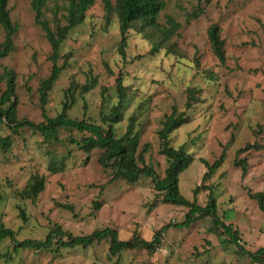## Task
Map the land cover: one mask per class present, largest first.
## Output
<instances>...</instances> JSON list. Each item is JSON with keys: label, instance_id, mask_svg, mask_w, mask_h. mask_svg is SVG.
I'll list each match as a JSON object with an SVG mask.
<instances>
[{"label": "rangeland", "instance_id": "1", "mask_svg": "<svg viewBox=\"0 0 264 264\" xmlns=\"http://www.w3.org/2000/svg\"><path fill=\"white\" fill-rule=\"evenodd\" d=\"M165 2L159 24L164 27L173 17L180 23L177 33L152 53L161 34L130 29L123 53L118 16L113 14L111 23L106 24L104 0H96L84 22L70 31L61 46L57 64L64 67L48 94L46 113L55 116L61 111L76 82L81 87L69 94L76 97L69 117L103 124L101 111L118 100L116 81L122 77L129 102L115 131L119 136L125 133L129 118L135 116V129L141 131L137 153L148 143L145 162L162 177L167 158L160 153L161 121L173 106L186 111L189 121L171 134V144L184 145L193 156L180 174V192L206 206L213 191L217 214L238 229L242 245L253 252L264 246V211L250 195L264 190V0ZM65 4V0H48L43 7V19L54 30L58 24H66ZM8 7L18 30L13 50L0 59V73L5 69L15 72L17 121L41 122L40 86L52 72L53 49L31 0H9ZM213 24L219 25L225 40L224 63L214 54L209 39L208 29ZM4 38L0 25V43ZM94 77L97 85L82 93L81 88ZM189 88L196 90L198 99L187 108ZM5 89L6 81H0V97ZM3 119L0 135H10L13 140L10 150L0 147V192L9 196L0 200V221L17 229L19 239H43L48 228L58 222L75 234L112 226L119 230L121 239H132L138 230L151 240L164 225L185 220L189 208L158 203L160 196L150 176L142 174L133 184L121 178L110 181L113 169L100 163L102 150L86 153L70 143L71 136L81 137L76 130L60 129V140L49 143L26 126L13 133ZM248 144L252 147L240 151ZM69 149L73 155L66 158L63 170L54 173L50 151L63 155ZM223 153L222 166L204 179L208 171L204 160L213 164ZM242 158L248 162L245 176L235 165V160ZM35 173L45 176L44 190L35 203L21 200L17 192ZM95 200L103 205L98 210L93 207ZM18 203L26 208V221ZM59 204H71L73 211ZM8 243H0V253L7 250ZM21 259L22 264H261L230 242L221 228L215 231L210 215L195 218L189 227L163 231L162 244L153 254L127 249L118 258L110 254L108 241H103L88 249L60 253L24 249L14 261L2 256L0 264H18Z\"/></svg>", "mask_w": 264, "mask_h": 264}, {"label": "trees", "instance_id": "2", "mask_svg": "<svg viewBox=\"0 0 264 264\" xmlns=\"http://www.w3.org/2000/svg\"><path fill=\"white\" fill-rule=\"evenodd\" d=\"M48 0H31V5L36 12V17L39 23L46 31L47 38L52 46V60L54 66L49 77L41 81L40 86V99L42 102L44 120L41 122H34L29 119L17 121L16 119V82L15 72L11 69H5L0 73V81H6V89L3 91L0 97V121L7 122L13 133H19L18 130L26 126L33 133H40L44 140L47 142H55L59 139L60 129L76 130L81 134L80 138L75 136L70 137V143L76 145L79 149L86 153L99 148L102 150L100 157V163L105 168H112L113 175L110 181L118 180L119 178L133 184L139 180L140 175L145 174L150 176L153 180L154 188L158 192V203H170L179 206H185L189 208L186 212L185 220L182 223H168L162 228L157 230L154 237L151 240H147L138 230H135L132 239H121L119 230L115 227L108 226L105 228H98L91 233L75 234L69 230H65L63 226L56 222L54 226L48 228L43 239L36 238H24L19 239L18 230L14 227L7 226L3 221H0V243L3 240H9L8 248L5 252L0 253V258L5 256L7 260L14 261V259L23 252L24 249H33L35 251L49 250L55 253H60L65 249H88L97 243L108 241L109 252L111 255H116L118 258L122 256V252L127 249H145L149 254H153L159 249L162 244V233L166 229L189 227L195 218L210 215L213 217V229L226 234L229 237V241L238 247L242 252L248 253L254 259L264 263V246L250 252L245 249L241 243L238 229L234 228L233 224L226 223L216 212V199L213 191L209 194V200L206 206H202L195 199L189 200L187 197L181 194L179 189L180 174L183 172L193 161V156L186 151L184 145L174 147L171 144V134L174 130L187 123L190 119L186 111H180L177 106H173L170 114H166L161 121V128L158 130V137L160 140V153L167 158V168L164 176L160 177L156 173L152 165L146 164L144 154L149 150L150 145L147 143L144 145L143 150L138 152L140 145L141 131L136 128V117L131 116L125 133L117 135L115 131V125L120 122L124 117V109L129 102L128 88L123 84L122 77H119L117 83V95L118 100L111 106H105L106 111H101V119L103 124H97L94 121L87 119H76L69 117V110L71 108L72 101L76 100V97L71 95L77 87H81L78 83L74 82L70 87L66 100L64 101L61 111L55 115L50 116L46 113L45 104L48 101V94L53 88L57 80L59 79L63 67L57 64V60L60 57V49L68 37L70 31L82 24L86 18V12L94 5L96 0H65L64 18L66 24H58L54 30L43 19V7ZM9 0H0V25L5 32V38L0 43V59L8 56L14 48V35L18 30V25L12 21L10 9L8 7ZM105 5V20L106 24L111 23V17L116 14L119 19V27L121 34L120 50L124 53L127 43V33L130 29H137L139 31L151 30L152 32L158 31L161 34L160 40L154 42V46L151 52L154 53L160 50L164 43L169 38L176 34L180 23L173 17L168 18V24L161 27L159 24V16L161 11L166 7L165 0H104ZM209 39L214 51L221 63L226 60L225 52V40L221 37V28L218 24H213L208 29ZM74 81V80H73ZM98 80L94 77L89 79V83L85 84L81 88L82 93H87L97 85ZM187 101L185 106L191 107L198 99L196 96V90L189 88L187 90ZM13 138L10 135H0V147L3 150H10L12 147ZM252 147L248 144L246 148ZM50 169L57 173L64 169V161L73 155L72 150H68L66 154H54V151H50ZM62 156V157H60ZM62 162V165H58ZM208 171L204 175V179L209 178L214 174L224 163V153L213 164H209L204 160ZM235 165L243 169V176L246 175L248 170V162L245 158L235 160ZM66 167V165H65ZM109 181V182H110ZM45 188V176H40L35 173L29 179L27 185L23 190L18 191L17 195L21 200H31L35 203L39 194ZM203 188H208L204 186ZM199 186L195 188V195L199 192ZM250 195L257 199L260 208L264 211V190L258 192H250ZM8 194L0 192V200L6 201ZM65 209L73 211V205L71 204H59ZM100 200L94 201V209L98 210L102 207ZM18 208L23 220H27L26 208L18 203ZM4 211V207L2 213ZM1 213V214H2ZM19 263H23V259ZM18 263V264H19Z\"/></svg>", "mask_w": 264, "mask_h": 264}]
</instances>
